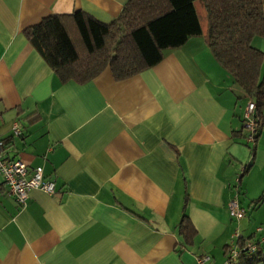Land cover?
<instances>
[{
	"label": "crops",
	"instance_id": "obj_1",
	"mask_svg": "<svg viewBox=\"0 0 264 264\" xmlns=\"http://www.w3.org/2000/svg\"><path fill=\"white\" fill-rule=\"evenodd\" d=\"M126 1L0 0L1 155L54 185L18 207L0 175V264H226L242 243L256 244L264 264V122L249 148L245 95L203 38L125 80L105 68L61 84L23 35L53 14L109 23ZM263 42L251 46L264 51Z\"/></svg>",
	"mask_w": 264,
	"mask_h": 264
},
{
	"label": "trees",
	"instance_id": "obj_2",
	"mask_svg": "<svg viewBox=\"0 0 264 264\" xmlns=\"http://www.w3.org/2000/svg\"><path fill=\"white\" fill-rule=\"evenodd\" d=\"M23 35L61 84H84L105 68L113 80H125L158 64L165 51L201 37L232 83L252 100L255 139L264 122V56L251 46L253 38H264V0H127L109 23L81 11L53 14ZM178 228L186 239L195 233L184 214ZM262 257L256 249L226 259L256 264Z\"/></svg>",
	"mask_w": 264,
	"mask_h": 264
},
{
	"label": "built area",
	"instance_id": "obj_3",
	"mask_svg": "<svg viewBox=\"0 0 264 264\" xmlns=\"http://www.w3.org/2000/svg\"><path fill=\"white\" fill-rule=\"evenodd\" d=\"M254 104L252 100L245 96V104L242 112V126L245 131V144H252L255 140V123L253 120ZM19 133L18 125L15 123L12 126V135L16 136ZM3 142L0 140V175L6 186L8 194L13 198L18 207H23L27 200L28 192L35 189L46 195L54 193L53 182L44 178L40 167H35L31 170L27 177L26 166L21 161L8 162L2 158ZM243 170V169H242ZM227 212L231 219L239 220L243 217V210L239 207L235 199H231L227 205ZM257 230H260L259 228ZM237 235L235 234V237ZM238 237V236H237ZM264 243V234L258 240ZM256 244L242 243L240 246H231L227 251L229 258H234L240 252L248 254L254 253ZM208 257H199L196 259L197 264H206ZM229 264V261H226Z\"/></svg>",
	"mask_w": 264,
	"mask_h": 264
},
{
	"label": "rangeland",
	"instance_id": "obj_4",
	"mask_svg": "<svg viewBox=\"0 0 264 264\" xmlns=\"http://www.w3.org/2000/svg\"><path fill=\"white\" fill-rule=\"evenodd\" d=\"M263 43H264V42H263ZM261 52L263 53L264 51H261ZM263 54H264V53H263ZM251 145H252V144H249L248 147L250 148ZM242 147H243V146H242ZM242 149L247 153V155H249L248 149H247L246 147H243ZM240 167H241V166H239V170H240ZM238 175H240L239 172L236 173V176H237V177H239ZM236 184H237V183H236Z\"/></svg>",
	"mask_w": 264,
	"mask_h": 264
}]
</instances>
